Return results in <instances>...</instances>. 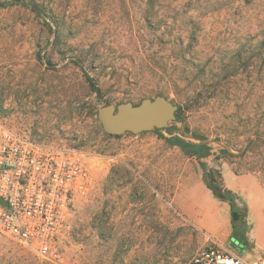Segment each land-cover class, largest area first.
Returning <instances> with one entry per match:
<instances>
[{"label":"rangeland","instance_id":"374dc122","mask_svg":"<svg viewBox=\"0 0 264 264\" xmlns=\"http://www.w3.org/2000/svg\"><path fill=\"white\" fill-rule=\"evenodd\" d=\"M157 95L178 106L168 131L103 132L101 105ZM0 122L83 150L93 172L59 260L3 236L0 264H154V247L129 253L143 235L186 262L216 240L171 206L174 225L146 208L156 192L169 199L184 181L203 184L198 159L161 135L206 144L201 160L240 178L245 253L264 249V0H0Z\"/></svg>","mask_w":264,"mask_h":264},{"label":"built area","instance_id":"2783aa9c","mask_svg":"<svg viewBox=\"0 0 264 264\" xmlns=\"http://www.w3.org/2000/svg\"><path fill=\"white\" fill-rule=\"evenodd\" d=\"M89 158L79 148L46 145L0 122V238L59 260L57 244L70 232L74 204L93 187ZM246 254L230 241L210 238L183 264H264V249Z\"/></svg>","mask_w":264,"mask_h":264},{"label":"crops","instance_id":"0c3cea01","mask_svg":"<svg viewBox=\"0 0 264 264\" xmlns=\"http://www.w3.org/2000/svg\"><path fill=\"white\" fill-rule=\"evenodd\" d=\"M222 178L223 183L227 188L231 189L234 192H239V190L237 189V181L240 178L235 175V173H233L230 169L223 168ZM226 178L229 180L230 183H227ZM184 182L185 183H183V185H181L174 191V193L169 199H163V196L159 192L155 193V197L152 198V203L146 206V208L148 209L150 205H152V217L160 221V223L162 224L167 223L168 225H174V223H170L169 219V207L171 206L174 211L177 210L179 214H181L185 218V220L189 221L190 223H193L196 227L200 229H204L216 240L221 242L230 241L231 224L230 208L228 203L224 201H217L213 197H211L212 193L205 186L203 180L202 182L204 185L200 182L198 178H194L193 180ZM199 192L200 196L198 195ZM202 195L204 196V201L206 200V202L202 200ZM247 206L249 217V205L247 204ZM171 220H173V217ZM146 225L147 224H144L143 227H146ZM141 239H144V241H140L134 246L130 247L131 249L129 253H133L135 251L137 256L142 253L148 255L150 254L148 253V249L150 247H154L156 250L155 253H153L154 257L151 259L152 263H184L183 260L185 259V254L181 255L179 251H168L160 255V251L163 250L161 248L162 246H160V241H157L155 239L153 241L149 239L147 240L144 235L141 236ZM257 242V246L264 247L263 240L259 239V241ZM137 263H139L138 260H136V264Z\"/></svg>","mask_w":264,"mask_h":264},{"label":"water","instance_id":"95a60500","mask_svg":"<svg viewBox=\"0 0 264 264\" xmlns=\"http://www.w3.org/2000/svg\"><path fill=\"white\" fill-rule=\"evenodd\" d=\"M178 106L162 95L143 98L138 104L106 103L97 110L104 133L119 136L126 132L137 134L168 127L175 120Z\"/></svg>","mask_w":264,"mask_h":264},{"label":"trees","instance_id":"16d2710c","mask_svg":"<svg viewBox=\"0 0 264 264\" xmlns=\"http://www.w3.org/2000/svg\"><path fill=\"white\" fill-rule=\"evenodd\" d=\"M175 116V120H178V115L176 113ZM162 130L168 131L169 129H155L153 132L159 134ZM161 137L168 144L179 147V149L188 156H193L198 159L202 171L201 177L205 186L217 200L227 202L229 205L231 224L230 242L241 251L251 249L253 246L249 243L246 235L247 228H250L247 203L242 200L237 193L224 185L220 169L209 168L206 162L201 160L203 157L209 155V148L207 145L204 143H192L174 135L169 137L161 135Z\"/></svg>","mask_w":264,"mask_h":264}]
</instances>
